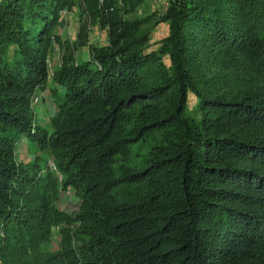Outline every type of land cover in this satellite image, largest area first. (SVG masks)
Listing matches in <instances>:
<instances>
[{"label": "trees", "instance_id": "1", "mask_svg": "<svg viewBox=\"0 0 264 264\" xmlns=\"http://www.w3.org/2000/svg\"><path fill=\"white\" fill-rule=\"evenodd\" d=\"M62 1L30 0L41 8L33 30L6 34L20 59H0V264H264V0H169V71L142 53L146 36L116 23L107 51L56 78L48 131L31 104ZM80 2L95 18L103 10ZM188 92L198 119L185 115ZM156 135L163 145L133 165L131 149ZM21 137L55 170L17 162ZM123 186L126 199L114 192ZM67 190L71 212L58 206ZM53 227L59 250L28 261Z\"/></svg>", "mask_w": 264, "mask_h": 264}, {"label": "rangeland", "instance_id": "2", "mask_svg": "<svg viewBox=\"0 0 264 264\" xmlns=\"http://www.w3.org/2000/svg\"><path fill=\"white\" fill-rule=\"evenodd\" d=\"M5 3L8 6L7 10L13 8L16 11L15 19H9L6 24L0 22V59L10 65L16 59H20V51L10 42L11 39H7L6 34L15 33L17 26L32 31L37 22L33 18V13L41 8L31 4L30 0H5ZM80 3V0H63L60 8L48 20L51 31L48 41L42 44L46 51V82L35 89L31 104L35 124L48 131H51L50 119L55 115L62 96V89L56 78L59 79L68 69L90 62L96 51H107L111 29L116 23H127L131 27V32L137 36L147 37L142 48L143 54H156L162 68L167 71L174 67V61L164 43L170 35L166 3L158 4L156 0H111L108 8V2L103 5L104 2L98 0L97 8L103 10L99 11L96 18ZM185 115L190 119H198L200 116L198 100L192 92L187 94ZM156 145H163L160 135H156L151 141L135 145L131 149L133 156L131 163L141 167L150 159ZM15 151L17 162L31 163L36 159L40 171L42 170L41 175L49 171L47 162L52 159L51 155L47 151L39 150L28 138L18 139ZM120 163L121 157L118 156L115 167ZM57 176L58 179L61 178L60 175ZM132 189V186H123L116 188L114 192L118 198L126 199L132 193ZM58 202V206L66 212L73 211L77 203L72 190L61 192ZM59 243V228L53 227L49 242L29 253L27 260L41 261L47 255L56 253L60 247Z\"/></svg>", "mask_w": 264, "mask_h": 264}, {"label": "built area", "instance_id": "3", "mask_svg": "<svg viewBox=\"0 0 264 264\" xmlns=\"http://www.w3.org/2000/svg\"><path fill=\"white\" fill-rule=\"evenodd\" d=\"M156 2H157L158 4H162V3H166V5L169 4V0H156ZM47 166H48L50 169L55 170V167H54V163H53V161H51V160L48 161Z\"/></svg>", "mask_w": 264, "mask_h": 264}]
</instances>
